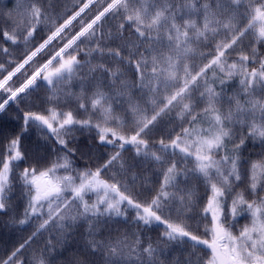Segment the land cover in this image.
<instances>
[{"label": "snow or ice", "instance_id": "6c2138e0", "mask_svg": "<svg viewBox=\"0 0 264 264\" xmlns=\"http://www.w3.org/2000/svg\"><path fill=\"white\" fill-rule=\"evenodd\" d=\"M13 7L16 15L0 13V115L10 105L26 103L41 84L50 90L47 97H37V111L22 113L20 130L0 140V213L11 207L19 181L27 195L19 224L35 218L38 225L0 257V264H45L42 253H25L51 231L49 224L66 229L81 220L89 224L93 239L94 226L130 223L137 246L140 232L162 226L160 239L153 244L149 238L138 253V258L147 256L148 264H154L161 243L173 242L193 249L183 264H264V186L257 192V171L264 175V163L251 166L250 194L257 199H246L237 190L246 141L264 143V50L255 46L264 49V0H82L70 16H54L52 0H27L26 5L13 0ZM43 17L52 21L51 34L35 45ZM111 21H116L114 30L106 27ZM247 40L252 41L249 51L243 47ZM5 44L22 48V58L17 61ZM38 54L43 58L35 59ZM232 56L236 59L229 63ZM197 58L203 61L199 66L189 63ZM121 66L133 73V80L125 78ZM234 77L239 88L227 95L226 85ZM73 102L85 118L70 107ZM177 116L176 127H161L166 120L175 123ZM32 125L46 130L45 141L51 138L58 145V159L41 157L39 147L33 157L24 148V134ZM77 129H95L98 144L113 146V154L103 156L94 170L87 163L81 170L69 159L79 150L66 138L74 142ZM125 151L161 168L162 183L133 193L143 178L122 162ZM117 166L115 175L101 178ZM130 174L131 184L126 180ZM190 179L200 180L208 195L199 197L187 184L181 186ZM205 199L201 216L208 223L204 236H198L187 214ZM128 209L134 210L131 217ZM245 213L250 222L234 231ZM53 239L45 241L49 252ZM105 248L116 252L107 243L89 245L92 253Z\"/></svg>", "mask_w": 264, "mask_h": 264}, {"label": "trees", "instance_id": "16d2710c", "mask_svg": "<svg viewBox=\"0 0 264 264\" xmlns=\"http://www.w3.org/2000/svg\"><path fill=\"white\" fill-rule=\"evenodd\" d=\"M22 3L26 5L27 0H21ZM86 2V0H84ZM102 3L103 0H100ZM52 3L55 4L54 16H64L71 15L73 11H78L79 7L82 6V0H52ZM88 11V10H87ZM86 11V12H87ZM11 12L13 15L17 14V9L13 7V0H0V13L7 14ZM83 15V14H82ZM193 18H196L195 16ZM197 22L200 23V19L197 18ZM76 23V22H75ZM74 23V24H75ZM116 21H111L106 27L114 30V25ZM52 26V21L47 17L41 18V22L36 26V38L34 41L35 45L43 42V38L46 35H50L47 31L49 27ZM131 38V32L126 33ZM0 43H3V40H0ZM55 43V42H54ZM252 43L251 40L245 41V51L250 49L247 46ZM5 47H9V51L13 52V56L19 61L23 56L22 48H17L15 45L5 44ZM258 50L261 49L260 45H255ZM32 50H35L32 47ZM205 54L210 50L205 48L203 49ZM43 55L38 54L35 59H42ZM4 56L0 55V60H3ZM11 59V57H9ZM236 56L229 57V63H231ZM108 63H114L113 61H107ZM190 64L199 66L203 63L202 59L197 58L194 61H190ZM27 67V66H26ZM120 70L125 73V78L129 81L134 79L133 73L121 66ZM23 71V70H22ZM211 72V70H209ZM19 75V74H18ZM209 76V80H211ZM14 79H16L14 77ZM239 88L238 77H234L226 85V94L230 95L232 92L236 91ZM50 86L46 84H41L40 89L37 94L29 97L27 102L19 106L10 105L8 111L0 115V140L5 139L9 136H12L15 132L20 130V127L23 123L22 113L29 109L33 111L38 110L40 104V99L47 97L49 94ZM73 91H78V87L73 86ZM90 95V93H89ZM39 96L40 99L37 97ZM260 98V97H257ZM36 107H33V105ZM225 105L224 107H226ZM70 107L76 109V104L73 102ZM76 113L80 118H85L82 110L76 109ZM179 123V117H175V123L172 120H166L161 127L165 130L176 127ZM260 126V122L257 121V127ZM246 134V133H245ZM46 130L40 128L39 126L32 125L28 128V131L24 134L23 146L28 149L30 154L35 156V153L39 147V155L41 157H47L48 161H54L58 159L56 153L58 151V145H56L51 138L45 141ZM74 142L73 137H67L69 141V146L78 149L76 157H69L73 161L74 165L79 169H83L85 163L90 167H93L103 156H109L113 154V146L111 145H100L97 143V140L94 137L98 136V133L95 129H77L74 133ZM46 145L50 146L46 147ZM84 152L85 155L81 156L80 153ZM4 146L0 144V158H3ZM63 155V153H61ZM123 163L126 165H131L133 167V174L142 177L143 180H138L136 182V187L132 189V192H142L147 188H156L162 183V169L156 167L151 162H144L139 157L134 156L133 151L123 152ZM242 167L241 172L243 173V179L240 182L242 187L238 188V191H243L245 198L249 200L257 199L256 196L250 194V183H251V166L252 164L264 163V143H261L257 138L255 141L252 138H249L246 141V144L243 149V155L241 157ZM27 166V165H25ZM37 166V165H34ZM191 167V164L188 165ZM43 169L46 165H38ZM119 166L114 168L112 171L108 172L107 175L102 174L103 179H108L109 176L115 175ZM19 171V170H17ZM63 173V169H61ZM131 175L126 177L129 184H131ZM258 176V188L259 192L260 186H264V175H261L260 171H257ZM147 181V183H143ZM143 183V187L141 186ZM187 184L188 187L192 190L197 191L199 197H206L208 195L207 187L197 179H190L182 183V187ZM90 199H94V196H91ZM140 199H145L144 196H141ZM231 200H228V203L224 206V215L228 216L230 210ZM27 205V195L23 186L16 181L14 183V190L11 197V207L7 212L0 213V257H4L9 254L13 249L18 245L23 243L35 229L37 228V222L35 218L30 220L25 225H20L19 220L23 219V214ZM206 206V199L203 201L200 209L196 212H190L187 215L191 217L186 222L192 227L194 234L198 236H204V225L208 223V219H202L201 211L202 208ZM134 210L128 209V215L131 217ZM250 214L240 215L236 220V229L250 222ZM96 228L95 237L89 235V224L83 220L79 221L76 227L61 229L59 226H53L49 224L48 228L51 229L50 232H45L39 238L38 242L32 244L30 252H26V257L29 256L32 252L37 254L42 253L45 259V264H84L85 259L89 261V264H108L111 260V264H148V258L145 254H140L138 258V253L140 249L148 243L149 238L155 244L159 239L161 232L163 231L162 226L153 225L150 229L142 231L139 233L142 243L137 246L135 241V236L133 233L136 232V229L130 224L121 221L116 223L115 220L110 222L107 226L101 223L99 226H94ZM50 237L53 239L54 250L49 252L45 249V241ZM93 243L105 244L107 243L111 247L116 248V252L112 253L109 249L105 248L103 251H97L92 253L89 249V245ZM161 251L158 252L156 257H153L154 264H183V262L188 258L189 253L193 252V249L185 243H170L159 245ZM202 256L203 253L201 252Z\"/></svg>", "mask_w": 264, "mask_h": 264}, {"label": "rangeland", "instance_id": "374dc122", "mask_svg": "<svg viewBox=\"0 0 264 264\" xmlns=\"http://www.w3.org/2000/svg\"><path fill=\"white\" fill-rule=\"evenodd\" d=\"M86 11H87V10H86ZM73 23H75V21H74Z\"/></svg>", "mask_w": 264, "mask_h": 264}]
</instances>
